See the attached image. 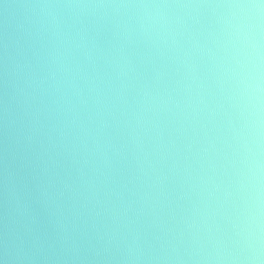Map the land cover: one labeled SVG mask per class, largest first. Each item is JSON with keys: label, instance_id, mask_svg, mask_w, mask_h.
<instances>
[{"label": "clouds", "instance_id": "obj_1", "mask_svg": "<svg viewBox=\"0 0 264 264\" xmlns=\"http://www.w3.org/2000/svg\"><path fill=\"white\" fill-rule=\"evenodd\" d=\"M0 264H264V0H0Z\"/></svg>", "mask_w": 264, "mask_h": 264}]
</instances>
